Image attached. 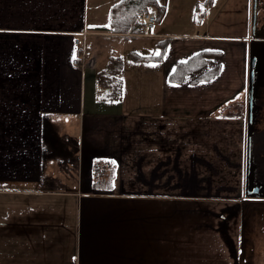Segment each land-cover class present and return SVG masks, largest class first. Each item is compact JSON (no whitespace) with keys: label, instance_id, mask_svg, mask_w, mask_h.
Listing matches in <instances>:
<instances>
[{"label":"crops","instance_id":"1","mask_svg":"<svg viewBox=\"0 0 264 264\" xmlns=\"http://www.w3.org/2000/svg\"><path fill=\"white\" fill-rule=\"evenodd\" d=\"M120 1L0 0V264H264V214L254 213L264 204L244 203L245 173L237 191L222 187L243 202L212 194L211 161L235 153L246 169L247 125L240 143L241 122L219 117L234 100L247 106L246 44L171 33L164 6L149 34H113ZM162 45L161 60L135 61ZM205 51L220 56L169 81ZM111 58L122 62L120 98L102 83ZM187 97L189 108L174 107Z\"/></svg>","mask_w":264,"mask_h":264},{"label":"rangeland","instance_id":"2","mask_svg":"<svg viewBox=\"0 0 264 264\" xmlns=\"http://www.w3.org/2000/svg\"><path fill=\"white\" fill-rule=\"evenodd\" d=\"M105 1L106 0H103V3ZM163 2V6L168 9V15L164 23V28H166L169 32L183 35L193 31L199 32L201 34L207 33L211 36H218L222 40L221 42L223 44L232 42L246 44L248 57L250 56L251 52L254 54L253 56L256 57H259L260 55L264 56V26L262 29V23L257 25L258 30H256V36H258V39H253L252 37L253 0H165ZM258 2L259 1L257 0V4ZM259 3V8L262 12L261 15H263L262 19H264V0H260ZM149 10L152 11L154 9L148 8L147 11ZM153 14L155 15V13ZM149 33L150 32L137 35L145 36ZM262 64L260 76L264 79V61ZM191 75L195 76V73ZM185 79L182 81V83L185 81ZM196 79L197 78L194 79L193 84L203 82H198ZM246 94L248 95V88ZM188 101H190L189 97L183 99L180 98L177 102H175L174 107H183L185 109L189 108L191 103H188ZM245 103L246 101L242 103L240 101L234 100L231 102V104L224 107L219 113V117L221 118H235L241 122L243 132L240 128V132H237L234 135V139L240 143L243 138L245 140V130L247 125V106ZM185 109L183 111H185ZM201 118L206 119L207 116L204 115ZM255 118L257 119L258 116ZM172 135L174 150L172 160L173 164H178L179 153L176 152L177 148L180 147L181 130H173ZM254 138H257L258 140L260 139V136H254ZM226 159L228 162H225L224 157H222L216 160L218 163H215L214 165L211 161L212 168L216 167L217 170H215L221 174L220 188H216L218 185V179L215 178L213 181L215 188L212 194L220 198L221 201L238 203L243 202L239 200L240 198L236 195L234 189H231L230 191H224L222 188L224 187L225 182L230 180V182H233L231 185L233 184L237 191L242 185V178L245 173L244 169L243 171L239 170L241 163L240 156H236L235 153L233 155L229 154L226 156ZM253 162L256 167V171L253 172V176H255L259 183H264L263 161L257 155H254ZM260 167H263L261 173L259 172L261 171ZM207 172L209 171H206V169L202 171L203 178L207 177ZM177 180L179 181V179ZM174 181L176 182V178H174ZM205 195L208 196V194H205L204 191H201L199 192L198 197H203ZM255 199L257 198L246 199L244 203L264 204V200L259 201L258 199ZM254 213L264 214V211H257Z\"/></svg>","mask_w":264,"mask_h":264},{"label":"trees","instance_id":"3","mask_svg":"<svg viewBox=\"0 0 264 264\" xmlns=\"http://www.w3.org/2000/svg\"><path fill=\"white\" fill-rule=\"evenodd\" d=\"M160 0H122L116 4L111 11V21L110 28L111 33L117 35H123L132 33L134 35L141 34L142 31L139 30L138 19L140 16L147 12L148 8H154L156 11V18L163 15L164 9L163 5L159 3ZM260 2V0H258ZM258 2L257 9V25L262 23L264 26V19H262V12L259 8L260 3ZM168 41V40H166ZM166 45V44H165ZM164 45H162V52L160 57H134L135 61H157L161 60L162 55L165 51ZM220 54L216 52H200L187 61L177 63L173 73L170 75L169 80L172 83L180 84L189 75L193 73H198L202 71L211 61L212 57H219ZM122 72V62L120 58H111L105 76L102 77V83L110 84L112 86V92L115 97L120 98L121 92V78L119 77ZM220 72V67L216 66L203 74L199 75L196 81H209L215 78ZM258 133L256 130L255 134ZM255 139V138H254ZM257 139V138H256Z\"/></svg>","mask_w":264,"mask_h":264},{"label":"water","instance_id":"4","mask_svg":"<svg viewBox=\"0 0 264 264\" xmlns=\"http://www.w3.org/2000/svg\"><path fill=\"white\" fill-rule=\"evenodd\" d=\"M263 29V27H262ZM257 29V0H253L252 10V37L256 36ZM251 52L249 56V77H248V97H247V145H246V169H245V197L248 199L257 198L264 199V183H259L253 176L256 171L254 165V136L257 130L256 124L259 119L255 118L257 110L261 111L258 105L262 99L264 101V79L260 76V69L264 61V56H253Z\"/></svg>","mask_w":264,"mask_h":264},{"label":"built area","instance_id":"5","mask_svg":"<svg viewBox=\"0 0 264 264\" xmlns=\"http://www.w3.org/2000/svg\"><path fill=\"white\" fill-rule=\"evenodd\" d=\"M138 23H139V27H138L139 30H141L143 34H146L150 32L154 28V26L157 24L156 15H154L149 10L140 16V18L138 19ZM85 36L86 34L83 33L82 37L84 38ZM75 45L78 48V50L81 51L80 52V55H81L82 52H84L83 46H80V42L78 40L75 41ZM72 65H74L75 67H80L81 69H84V68L91 67L93 65V60H89L85 62L83 60L80 61L78 59H74L72 61Z\"/></svg>","mask_w":264,"mask_h":264},{"label":"flooded vegetation","instance_id":"6","mask_svg":"<svg viewBox=\"0 0 264 264\" xmlns=\"http://www.w3.org/2000/svg\"><path fill=\"white\" fill-rule=\"evenodd\" d=\"M264 94V91H263ZM261 108L257 110L256 116H258L259 122L256 124L258 133H254L253 136H260V139H253L254 140V155H257L262 161L264 166V101L261 99L258 103ZM256 152V153H255ZM263 167H260L259 171L262 172Z\"/></svg>","mask_w":264,"mask_h":264}]
</instances>
